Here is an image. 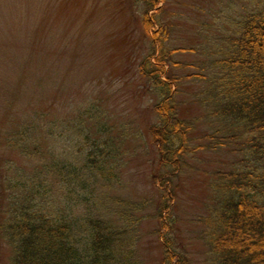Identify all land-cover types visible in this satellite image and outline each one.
<instances>
[{"label": "rangeland", "instance_id": "obj_1", "mask_svg": "<svg viewBox=\"0 0 264 264\" xmlns=\"http://www.w3.org/2000/svg\"><path fill=\"white\" fill-rule=\"evenodd\" d=\"M257 2L0 0V264H8L13 253L3 234L12 216V182L22 173L28 185L41 173L39 156L21 153L8 144L24 126L30 127L34 139L44 130L61 126L65 132L61 147L67 157L76 142L83 146V154L77 156V166L82 169V156L84 159L86 152L94 149V143L101 144L95 150L100 156L110 150L102 142L119 151L117 177L96 192H109L140 207L134 262L161 264L163 240L170 239L178 256L174 262L180 257L186 264H210L204 223L218 205L211 182L216 170L228 169L241 155L218 146L207 147L204 136L211 124L204 116L206 107L196 101L204 84L197 80L179 84L177 110L192 123V140L184 165L170 178L171 184H166L173 194L169 217L167 212L160 217L161 188L155 175L158 171L166 174L171 168L159 166L158 146L147 134L148 126L158 121L154 110L157 94L141 76L140 63L151 49L150 34L161 28L166 30L164 47L177 50L170 56L176 62L170 73L180 78L190 75L193 69L188 65L204 59L202 50L210 42L206 39L227 26L224 16H238ZM146 11L147 16L143 15ZM146 17L154 19L149 32ZM102 129L107 130L102 133ZM78 131L89 138L82 139ZM51 139H41L40 145H51ZM26 144L31 152L33 144ZM107 199L104 216L114 223L116 216L108 212V206H113L115 198ZM87 205L72 195L64 201L65 215L71 210L81 218ZM163 233L165 237L160 235Z\"/></svg>", "mask_w": 264, "mask_h": 264}, {"label": "trees", "instance_id": "obj_2", "mask_svg": "<svg viewBox=\"0 0 264 264\" xmlns=\"http://www.w3.org/2000/svg\"><path fill=\"white\" fill-rule=\"evenodd\" d=\"M256 1L253 9L224 16L227 26L206 39L210 42L202 50L204 59L188 65L193 69L190 75L180 78L170 73V66L176 65L170 56L177 50L164 47L166 30L161 28L150 34L151 49L140 63L141 76L157 94L154 110L158 121L148 126L147 134L158 146L159 166L171 168L166 174L158 171L155 175L161 188L160 217L164 212L169 217L173 194L166 184H171L170 178L184 165L192 140V123L178 114L176 96L181 93V83L197 80L204 84L196 101L206 107L204 116L211 124L204 136L207 147L218 146L241 155L228 169L216 170L211 182L218 205L204 223L210 264H264V0ZM143 15L147 16V11ZM153 20L146 17L147 32L154 27ZM52 128L34 139L30 127L24 126L8 140L21 153L39 156L37 164L41 163V173L28 185L22 173L12 182V216L3 227L13 248L8 264H137L132 254L140 207L109 192H96L117 177L119 151L102 142L110 150L100 156L95 150L101 144L94 143V149L86 152L84 159L82 156L84 169L79 168L77 156L83 154V146L76 142L67 157L61 147L65 132L61 126ZM83 134L78 131V136L87 140L89 136ZM47 137H52L51 145H40ZM27 142L33 144L31 152ZM46 153L50 156L40 155ZM72 195L88 204L81 218L71 210L65 215L64 201ZM107 197L115 198L112 207L107 205L108 212L116 216L114 223L104 216ZM174 244V240H163L161 264H186L180 257L174 262L178 257Z\"/></svg>", "mask_w": 264, "mask_h": 264}]
</instances>
